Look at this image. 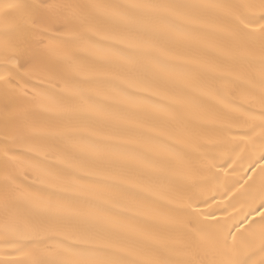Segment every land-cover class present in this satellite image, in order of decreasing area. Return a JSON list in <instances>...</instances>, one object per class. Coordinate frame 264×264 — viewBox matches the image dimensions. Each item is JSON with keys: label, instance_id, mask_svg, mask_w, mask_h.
<instances>
[{"label": "snow or ice", "instance_id": "1", "mask_svg": "<svg viewBox=\"0 0 264 264\" xmlns=\"http://www.w3.org/2000/svg\"><path fill=\"white\" fill-rule=\"evenodd\" d=\"M0 264H264V0H0Z\"/></svg>", "mask_w": 264, "mask_h": 264}]
</instances>
